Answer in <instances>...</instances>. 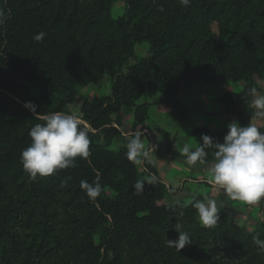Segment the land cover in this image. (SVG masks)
Here are the masks:
<instances>
[{"label": "trees", "instance_id": "16d2710c", "mask_svg": "<svg viewBox=\"0 0 264 264\" xmlns=\"http://www.w3.org/2000/svg\"><path fill=\"white\" fill-rule=\"evenodd\" d=\"M117 2L123 12L114 15ZM0 8L7 16L0 25V264H264L254 242L264 239V221L248 232L218 215L205 227L193 207L201 196L162 204L168 189L158 178L147 182L156 177L148 162L144 188L135 191L140 164L129 161L126 146L108 147L127 115L143 127L152 104L184 122L179 92L198 81H241L218 101L222 113L252 124L253 97L264 81V0H191L187 7L180 0H0ZM40 32L46 36L37 42ZM143 42L148 49L138 57ZM104 76L110 93L80 105L88 159L33 180L21 163L30 129L50 113H69L78 89ZM227 131L191 132L198 147L203 134L223 142ZM166 151L186 157L170 135ZM206 151L203 165L214 162L213 149ZM97 176L102 191L93 200L80 185ZM175 226L192 241L179 252L167 245L178 238Z\"/></svg>", "mask_w": 264, "mask_h": 264}, {"label": "clouds", "instance_id": "9594fccd", "mask_svg": "<svg viewBox=\"0 0 264 264\" xmlns=\"http://www.w3.org/2000/svg\"><path fill=\"white\" fill-rule=\"evenodd\" d=\"M191 0H180L187 7ZM163 11V8L160 9ZM7 19L5 9L0 8V25ZM46 33L40 32L33 39L40 42ZM257 109L264 110V96H258L253 101ZM35 111V105H26ZM44 123L35 124L29 131L31 143L21 152V163L29 176L35 180L37 176L46 177L58 170L76 167V158L88 159L90 156V136L88 126L82 123L76 112H53L43 117ZM144 131L138 130L128 138L127 158L140 164L141 158L149 157L142 136ZM203 143L192 150L185 144L182 153L189 165L206 163L208 152L213 149L214 162L208 168L209 182L223 190L233 199L256 204L264 199V131L254 124L241 125L238 121L228 124V131L223 142H214L207 134L201 137ZM152 177L148 183H154ZM144 180H138L133 186L135 191H142ZM64 182H62L63 186ZM81 188L90 199H96L102 191L99 176L93 183L81 181ZM193 207L197 210L199 219L205 227L215 226L219 209L216 201L205 197L197 200ZM182 214V213H181ZM175 240L167 239V245L178 252L185 245L192 243L187 232L180 231ZM258 251L264 253V239L254 238Z\"/></svg>", "mask_w": 264, "mask_h": 264}, {"label": "crops", "instance_id": "0c3cea01", "mask_svg": "<svg viewBox=\"0 0 264 264\" xmlns=\"http://www.w3.org/2000/svg\"><path fill=\"white\" fill-rule=\"evenodd\" d=\"M226 91L237 90L217 87L212 83L199 81L182 89L179 92V99L188 108V112L193 111L199 115L200 119H198L195 127L206 126L214 131L229 124L227 116L221 113L218 101L219 97ZM132 122L133 116L129 114L123 119L122 125L118 127L120 137L124 141L122 146L127 145L128 138L136 131H144L145 134L141 138L149 151V157H142L141 163H150L156 170L157 178L165 185L172 186L171 191H169L171 196L173 194L176 195L175 197L181 196L185 199L192 195L203 196L206 194L205 197L212 195V199L216 200V204H224V209L227 211L228 204L225 201L230 198V195L209 182L208 168L212 163L202 165L198 162L195 165H189L186 158L168 160L169 155L165 148L166 139L160 131L165 130L178 135L180 129H185L180 124L183 125L186 120L182 123L176 122L170 117L167 107L152 104L149 107L143 127L133 128ZM193 128H190L189 131L191 132ZM197 144V141H193L187 145L194 150ZM183 146L182 143L178 145L181 153ZM230 207L232 208L229 210L230 212H238L239 214L245 210L236 205H230Z\"/></svg>", "mask_w": 264, "mask_h": 264}, {"label": "rangeland", "instance_id": "374dc122", "mask_svg": "<svg viewBox=\"0 0 264 264\" xmlns=\"http://www.w3.org/2000/svg\"><path fill=\"white\" fill-rule=\"evenodd\" d=\"M112 12L114 15L121 14L123 12V4L122 3L119 4L118 2L115 3ZM213 29L216 30V24H213ZM147 49H148V43L147 42H143L142 44L137 45L135 47L137 56L140 57V56L144 55L147 52ZM132 62H134V59H132L129 64H131ZM125 69H126V66L124 67V70ZM202 82H204V81H202ZM207 83H209V82H207ZM241 83H242L241 81L235 82V83H232V85H228V86H225L222 88H229V89H233V90H238ZM110 87H111V78L109 76H104L98 82H93V83H90L89 85H87L86 87L79 88L77 97L75 98V100L71 104H69L67 106L68 112L69 113L76 112L79 115L80 114V105L84 100H93L94 98H97L99 96L108 95L110 93ZM31 94L34 96L37 95V89L35 87H31ZM258 96H264V81H261V90L257 91L254 94L253 100ZM147 98H149V95L147 93H145L142 96L141 100L143 101ZM222 114H224V113H222ZM226 116L228 119V123L236 121V118L234 116H231V115H226ZM198 119H200L198 114H195L193 111L187 112L186 122L183 125L180 124V126H183L185 129H180L178 135L171 134L170 132H167L165 130H161V131L159 130L165 136V139H166L165 148H166V144L168 142L169 135L171 137L175 138L178 145H179V143H182L185 145V144H191L193 141L198 142V137L189 131L190 128L195 127ZM252 120H253L252 124L256 125L257 127H264V110L257 109L255 106V116L253 117ZM177 124H179V123H177ZM85 125H87V124H85ZM113 125L116 126L115 124H113ZM227 126H228V124H227ZM227 126H225V127H227ZM167 133H168V135H167ZM101 141L103 143H105V140L101 139ZM123 144H124V141H122V139L119 135V136H116L113 139H111L110 143L108 144V147L116 150L119 147H121ZM179 158H186V157L179 156L175 159L179 160ZM168 160H174V159H172L169 155ZM140 172L142 174L140 180L145 181L147 179L146 178L147 173L149 172V171H147V168L145 167V162L140 163ZM154 176H156V173ZM156 178H157V176H156ZM166 187L168 189V193L166 194L165 198L161 201L162 204L176 203L179 201H187L189 198L194 196V195H192L188 198L186 197L185 199H183L181 196L175 197L176 195H173V194L171 196L169 194V191H171L172 186L166 185ZM199 196H201V195H199ZM205 196H206V194L201 196L203 200L205 199ZM208 198H212V195ZM225 202L228 204L227 205V211H226V209H224V204L217 203V208L219 209L218 215L233 218V219L239 221L241 224H243L245 226V228L248 232H251L252 230H254L258 225H260V223H262L264 221V199H261L256 204H248V203L240 201L238 199H233L230 196V198L227 199ZM230 205L231 206L236 205L237 207H240L241 209H245V210H244V212H242L240 214L238 212H230L229 210L232 209L230 207ZM230 215H231V217H230ZM197 218H198L199 222L201 223V221L199 219V215H197Z\"/></svg>", "mask_w": 264, "mask_h": 264}]
</instances>
